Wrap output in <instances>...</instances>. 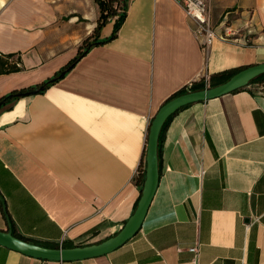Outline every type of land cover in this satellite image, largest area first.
Here are the masks:
<instances>
[{"label":"crops","instance_id":"0c3cea01","mask_svg":"<svg viewBox=\"0 0 264 264\" xmlns=\"http://www.w3.org/2000/svg\"><path fill=\"white\" fill-rule=\"evenodd\" d=\"M124 5L114 38L89 46L41 92L0 106V197L15 233L34 243L71 247L114 234L139 196L134 177L159 106L201 76L264 62V0H210L213 25L227 11L233 25H249L242 42L206 48L173 0ZM98 16L93 0H0V52L20 59L19 71L0 74V95L51 77ZM252 87L171 115L154 194L120 246L55 261L0 245V264H180L195 243L197 264H264V95Z\"/></svg>","mask_w":264,"mask_h":264},{"label":"water","instance_id":"95a60500","mask_svg":"<svg viewBox=\"0 0 264 264\" xmlns=\"http://www.w3.org/2000/svg\"><path fill=\"white\" fill-rule=\"evenodd\" d=\"M62 73L63 71H61L59 75ZM263 73L264 62L245 65L218 84L175 95L159 106L148 124L143 156L144 175L139 190V196L133 211L114 234L96 243L74 245L71 247H47L31 241H26L12 235L11 225L8 222L4 204L0 197L1 209L7 221L6 228L0 229V245L27 256L55 261L95 257L120 246L140 228L141 222L154 194L158 180L157 140L160 128L165 119L176 110L189 103L218 97L244 87L249 81ZM1 103L0 101V105Z\"/></svg>","mask_w":264,"mask_h":264},{"label":"trees","instance_id":"16d2710c","mask_svg":"<svg viewBox=\"0 0 264 264\" xmlns=\"http://www.w3.org/2000/svg\"><path fill=\"white\" fill-rule=\"evenodd\" d=\"M93 1L98 5L99 16L96 20V25L93 28L92 34L82 41L80 48L77 50L76 55L72 59H70L63 67H61L57 72H55L51 77H48L42 80L38 84L30 85L27 87H21L19 89H12L6 92L5 94L0 95V101L2 102L0 106L11 103L14 99H16L17 97L21 95L41 92L48 84L52 83L53 79L57 76V73L59 74V72L61 71L64 72L66 69H68L77 60V58L81 54L84 53V51L89 46L97 45V44H104L105 42L115 37L117 29L125 16L124 0H93ZM112 18H114V20H113V27H112L111 33L105 38L97 39L96 36L98 35V31L101 28V26H103L105 23L110 21ZM81 47H82V50H81ZM238 69L240 68H237L234 70H224L221 72H217V73L209 75L207 79H205L204 76H201L197 80L190 82V84L182 86L179 90L172 93L165 101H167L169 98L175 95H178V94H181L187 91H193V90L203 88L205 86H213L215 84H218L226 80L229 76H231ZM19 70H20V59H19L18 54L0 52V74L16 72ZM248 86L249 87L253 86L252 88L254 91L259 92L260 94L264 95V89H263L264 73L255 77L253 80L249 81V83L244 87H248ZM170 117L171 115L165 119V121L163 122L160 128L158 140H157V146L161 141L162 133ZM143 175H144V163L140 160L135 177H134V182L139 190L142 184ZM0 208H1V205H0ZM11 232H12V235L14 236L20 237L26 241H31L29 239H26L16 234L12 226H11Z\"/></svg>","mask_w":264,"mask_h":264},{"label":"built area","instance_id":"2783aa9c","mask_svg":"<svg viewBox=\"0 0 264 264\" xmlns=\"http://www.w3.org/2000/svg\"><path fill=\"white\" fill-rule=\"evenodd\" d=\"M183 10L186 17L193 23V32L200 40L203 48L208 47L214 40L227 42H242L245 31H247L249 21L244 20L238 25H233L228 20L229 12L222 15V20L213 25L210 20V0H173ZM189 259L180 264H197L198 244L187 247Z\"/></svg>","mask_w":264,"mask_h":264},{"label":"rangeland","instance_id":"374dc122","mask_svg":"<svg viewBox=\"0 0 264 264\" xmlns=\"http://www.w3.org/2000/svg\"><path fill=\"white\" fill-rule=\"evenodd\" d=\"M253 89V88H252Z\"/></svg>","mask_w":264,"mask_h":264}]
</instances>
